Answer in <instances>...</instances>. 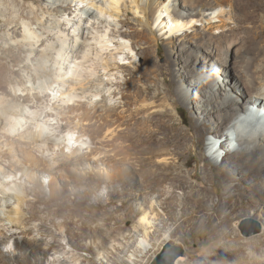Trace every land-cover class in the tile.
<instances>
[{
  "label": "bare ground",
  "instance_id": "1",
  "mask_svg": "<svg viewBox=\"0 0 264 264\" xmlns=\"http://www.w3.org/2000/svg\"><path fill=\"white\" fill-rule=\"evenodd\" d=\"M50 1L52 4H59L64 7L62 3H58L59 0ZM104 1L105 3L102 2V4L97 5L99 15L101 16L105 11L119 13L126 6L125 0ZM143 1L145 0H142V3ZM253 2L257 6L262 5L264 0H254ZM96 3L97 1L95 0L90 1L92 6H96ZM248 3V0H236L230 5V8H227L220 0H169L167 4H163L162 0H152L153 5L148 7L149 11L146 18L141 20L142 27H135L134 21L123 19L122 24L130 25L133 30L121 31L120 34L123 37L131 38L134 42H136V38H148V32L153 30V23L155 21L161 20L160 22L162 23H165L164 21L167 22L165 20L166 17L161 11L172 13L171 19L173 25L170 26V31L165 32L169 38L168 41L171 43L175 42L177 38L184 39L185 42L196 46L197 54L201 52L203 56L199 57L201 59L203 57L205 60L202 63L204 65L194 66L192 85H197L196 87L191 88V86L186 87L180 84L178 88L180 99L185 104H189L191 102L190 91L196 88L203 95L202 98H199L200 102H202L200 107L202 108L201 112L206 114H211L213 107L210 108V106H215L221 100L226 99L223 101L225 105L220 106L219 110L220 118L227 120L219 139H222V136H225L226 139L218 141L217 131L211 126L213 121H209L206 118L201 119V117L191 119V134L199 133L201 137H210L213 134V142H206L208 145L211 143L212 146L218 147L215 151H213V147L208 148L210 149V156L212 158L217 161L222 158L226 162V166L230 165L229 161L237 160L253 180L264 181V43L261 44L260 51L256 53L252 52V46L248 45L247 42L256 40L259 34L258 28L256 25H253L251 29L248 28L247 30L243 16L246 17L248 15L250 19H253L252 17H254L255 13L245 15L241 11H236L237 7L244 9ZM163 8L165 9L163 10ZM211 9H214V11ZM58 11L63 10L59 9ZM130 13L131 11L126 9V14L130 15ZM93 14L98 15V13ZM16 15V12L12 11L11 15L7 18L10 24H13L12 34L9 32L8 37L14 41H11L9 45H0V88L6 86L8 59L16 62L22 56H19L17 52L20 53L22 51L26 53L27 59L24 58L22 60L20 69L27 72L28 79H25L21 75V72H17L16 76L20 77L17 84L24 85L29 80L33 81V84L24 88V90H28L26 94H19L16 91L13 93L7 89L1 91L3 94L0 96V108H3L4 111H8L10 105L15 107H19L20 105H28L31 108L38 107V104L43 99L41 91L38 89L45 88L42 84L47 79L50 80L48 88L56 82L61 85V80L68 84V88L62 90L61 95L67 94L71 90L81 89L80 95L83 96V93L88 91L91 86L100 87L104 84L103 78L96 79L92 77L93 73L90 75L86 70L82 71V74H79L81 76H69V71L67 70V66H65V60L68 59L69 55L76 56L77 59H80V62L84 63L94 58H102L105 69H111L114 66L125 67L130 75L129 78L121 82L124 89L121 92L115 93L116 96L121 94L119 105L108 104L105 94L102 100L93 106H90L83 99H76L73 104L53 103V109L56 111V114L61 116L60 131L67 133L65 140L72 141L74 138L72 133H76L77 141H84L86 137L92 139L94 145L89 149L88 154L81 152V147L74 148L72 146V150L67 151L66 146H71L65 143L61 147L51 132L42 138V133L33 129L19 133L17 136H13L3 129L0 130V166L6 174L4 177H7V175L17 176L22 172L23 175L26 174V179L28 178L30 181V183L29 181L25 184L23 183V193L20 192L14 195L17 198V206L12 205L6 218L0 216V221L7 219L10 223L20 228V234L22 235V238L15 237L16 247L14 250H5V247L3 248L2 246L8 247L13 241L14 235L10 237L6 236L5 226H0V264H64L61 259L49 257L47 238L34 235L35 228L25 218V203L28 205L27 212L30 214V217L41 221L40 229H43L46 234H52L58 229L65 231L68 235L71 223L75 220L74 216L77 217L84 214V218H82L83 227L87 231L92 232V237L96 238V240L98 239L101 245L105 246L104 244L109 236L105 234L100 226L93 225L94 221L104 217L105 212L101 209H94L89 200L95 199L96 203L105 204L108 196L124 197L128 193L129 188L132 190L146 187L154 189L165 181H168L169 189L166 190L168 206L176 208L178 205L176 201L181 198V194H187V197L194 190V185L189 181L181 165L183 150L190 152L187 147L188 135L190 133L182 130L183 128H175L168 121L164 123V135L160 139L153 136V131L149 132L147 129H143L145 135L132 131L130 137H137L135 143L138 149L135 153L138 154L141 161V180L138 181L134 176L130 175L129 180L131 182L129 183L121 181L117 184H111L113 176L106 172L108 165L115 164L120 160L129 165L132 162L130 151L124 150L121 147L122 145L119 146L120 140L123 137V130L120 129L121 124L124 120L136 123L140 116L145 115L150 109V103H148L147 98H139L138 93L135 94L136 92L131 89L137 87L139 80L146 75L143 67L138 72L134 65L114 63L111 59L104 58L102 48L107 44L103 39L101 30L97 28L95 32L91 31V36H88L85 27L81 26H77L73 32L68 31L67 33L63 29L57 34L58 41L56 47L60 59H56L55 56H52L53 52L51 49L54 43L46 41L44 37L45 33L40 32L39 27H34L33 23L29 20L23 21L21 24L16 19ZM79 17L80 20L84 18L82 15ZM38 19L42 24V20ZM165 27L166 25L160 27L159 30ZM118 44L122 46V49L126 47H123L122 43ZM131 45L134 47V44ZM137 46H135L136 49ZM137 50L141 56L144 55V49L142 50L140 47ZM193 50L187 54L195 57L196 51L194 50L193 52ZM77 53H80V55H77ZM50 56H52L51 59ZM188 59L184 58V61H182L180 57L179 60L181 64L186 66L191 61ZM167 62L168 65H173L172 56L169 57ZM56 63L59 66L56 67ZM232 67L236 71L234 75L233 72L232 74L230 72ZM219 73L222 74L221 77ZM229 85L236 92V96L231 94L228 89ZM102 91L103 89L95 90V94H100ZM245 93L251 97L250 101H242ZM9 94L11 97L8 96ZM243 105L246 108L242 107ZM120 108L122 109L119 110ZM54 110L47 115L50 117L55 116ZM13 112L17 116L25 115L23 107L17 108ZM3 118L4 114L0 112V122ZM248 128L249 130H253V133H248ZM39 140L50 143L47 150L55 151L57 146L59 150L53 152L51 158H46L40 153L41 149L37 144ZM231 141H234L232 143L233 147H230ZM45 151L46 149H43V152ZM201 156L206 157L204 154ZM87 159H92L98 164L100 168L98 170V180L95 181V178L93 179L87 175V185H85V188L80 187L77 189V187L70 186L71 188L69 189L73 193L79 194L80 191H85L84 196L86 199H81L79 201L81 203H74L69 211L61 214L60 211L65 207L64 202L68 198L62 191L65 182L60 181L62 186H59L55 172L60 170L63 174L62 176L72 179L74 172L69 170V166L71 164H80L81 161ZM47 176L50 178L51 190H56L50 198L46 196L43 189L44 183L42 178ZM222 180L224 183L226 182L225 176H222ZM8 184L5 181L1 185L5 191ZM240 189L241 187L237 183L226 184V190L231 194H234L235 191L239 192ZM30 194L34 195L33 199H28ZM261 194L264 198V189ZM103 196L106 197L103 198ZM146 198H148L147 195L145 196ZM187 200L189 201V199ZM37 202L45 204L44 208L39 207ZM203 204L205 203L203 202ZM52 205H55L57 208H52ZM81 205L86 210L85 213L76 212L77 208L82 207ZM184 205L187 206V203H184ZM135 208L140 211L139 225L143 227L144 234L142 233V236L137 237L136 243L140 250L131 253L127 259L132 264L135 262L133 260L138 259L137 257L141 256L143 252L145 253L154 248V245L148 240L147 235L148 230H150L149 228L154 225V221L151 220V213L157 215L154 210H149L141 204H137ZM202 210H204V207H201L199 204L198 210H192V213L195 211L198 215ZM46 214L54 217L61 215L64 220L48 226L45 222ZM108 214L109 218H116V224H120L122 220L121 215L117 214L116 211L109 212ZM117 227L115 225L112 226L113 229ZM170 238L171 234L169 232L166 233L165 240H169ZM53 241L57 242L59 240L53 238ZM70 241L78 246H84V244H80L74 239L70 238ZM100 242L97 243L99 244ZM101 245H98L100 246L99 249ZM86 246L91 253L95 252L93 247L88 244ZM100 250L96 252L100 254ZM260 250V252L264 253L263 248H260ZM262 260L264 264V258Z\"/></svg>",
  "mask_w": 264,
  "mask_h": 264
},
{
  "label": "rangeland",
  "instance_id": "2",
  "mask_svg": "<svg viewBox=\"0 0 264 264\" xmlns=\"http://www.w3.org/2000/svg\"><path fill=\"white\" fill-rule=\"evenodd\" d=\"M90 1L91 0H59L58 3H62L66 8V10H64V7L59 4H52L50 0H0V45H9L11 41H14L8 37L9 32L12 34L13 31V24H10L7 20L12 11L16 12V19L21 24L23 21L29 20L33 23L34 27H39L40 32L45 33L44 37L46 41L54 43L51 49L53 52L52 56H55L56 59H60L56 47L58 41L57 34L63 29L68 33V31L73 32L77 26L85 27L88 36H91L92 32H95L97 28L100 29L101 33H103V39L107 44L102 48L104 58H109L114 63L134 65L138 72L143 67L146 75L139 80L140 86L138 85L131 89L136 92L135 94L138 93L140 96L139 98H147L149 101L148 103H150L148 112L140 116L136 123H134V121L130 122L124 120L121 124L120 129L123 130H121L123 137L121 138L122 140H120L119 146L122 145L121 147L124 150L130 151L132 162L131 165H129L120 160L115 164L108 165L106 172L113 176V182L111 184H117L121 181H127L129 183L131 182L129 180L130 175L134 176L138 181L141 180V161L139 160L138 154L135 153L138 149L135 143L137 137L132 136L131 138L130 133L134 131L145 135L144 130L147 129L149 132L153 131V136L160 139L164 135V123L168 121L175 128H183L182 130L190 133L187 140V147L190 152L183 150L181 165L189 181L194 185V190L187 197V194H181V198L176 201V203H178L176 208L168 206L166 193V190L169 189L168 181H165L154 189L151 187L138 188V190L129 188L128 193H126L124 197L108 196L105 204L96 203L95 199L89 200L94 209H101L105 212L104 217L94 221L93 225L100 226L105 234L109 236L104 244L107 246L106 248L101 245L98 239L96 240V238L92 237V232L87 231L85 227H83L82 218H84V214L77 217L74 216L75 220L71 223L70 233L68 234L69 237L65 231L58 229L52 234H46L43 229H40L41 221L30 217V214L27 212L28 205L25 203V218H27L30 225L35 228L34 235L47 238L49 257L61 259L64 264H132L128 262L127 259L131 253L140 250V248L137 247L136 241L138 236L144 234L143 227L139 225L140 211L135 208L137 204H141L157 213V215L151 213V220L154 221V225L149 228L150 230H148L147 235L148 240L154 245V248L145 253L143 252L141 256L137 257L138 259L133 260L135 261L133 264H150L154 255L159 252L163 244L168 241L165 240V234L168 232L171 234L169 241L181 244L185 248V255L181 257L177 264H263L262 259L264 258V253L260 252V248L264 249V198L261 194L264 189V181L253 180L237 160L229 161L230 165L226 166V162L222 158L218 161L212 158L210 156V149L208 148L213 147V151H215L218 147L212 146L211 143L208 145L206 142H213V134L210 135V137H201L199 133L192 135L190 130L191 119L197 117H201V119L206 118L209 121H213L211 126L217 131V138L219 139L225 127V123L227 122V120L220 118L219 110L220 106L225 105L223 101L226 99L223 101L221 100V102L215 106H210V108L213 107L211 114H206L201 112L202 108L200 107L202 102H200L199 98H202L203 95H201L196 88L190 91L191 102L189 104H185L178 94L180 84L186 87L191 86V88L197 86L192 85V75L195 65H204L202 63L205 60L203 57L202 59L200 58L203 54L201 52L197 54V47L191 45L189 42H185L182 38L175 39V42H171L172 44L168 41L169 38L165 32L170 31V26L173 25V21L171 19L172 13L166 11L161 12L166 17L165 20H167V22L164 21L165 23H162L160 22L161 20L155 21L153 23V30L148 32V38H136V42H134L131 38L123 37L120 34L121 31L133 30L130 25L122 24L123 19L134 21L135 27H142L141 20L146 18L149 11L148 7L153 5L152 0H145L143 3L142 0H125L126 6L121 9L119 13L115 11H105L102 16L99 15L97 5L102 4V2L105 3V1L95 0L97 1L96 6H92ZM168 1L169 0H162L163 4H167ZM220 1H222L227 8H230V5L236 0ZM253 1L248 0L249 3L244 9L237 7L236 11H241L242 14L245 15L255 13L254 17H252L253 19H250L248 15L243 17L245 18L244 24L247 30L248 28L251 29L253 25H256L258 28L259 34L256 40L247 42L248 45L252 46V52L256 53L261 50V44L264 43V3L256 6ZM90 7L92 8L90 9ZM144 7H146L147 10H145L146 8ZM59 9L63 11H58ZM126 9L131 11L130 15L126 14ZM164 9L165 8H163V10ZM211 10L214 11V9ZM93 13H98V15ZM80 15L84 17L82 20H80ZM38 18L42 20V24ZM249 20L252 22H246ZM164 25H166V27L159 30V28ZM118 43H122L124 45L123 47H126L122 49V46ZM131 44H134V47H132ZM135 44L138 45L137 49L141 47L142 50H145H143V52H145L143 56H141L135 48ZM193 49L196 51L195 57L187 54ZM17 51H19V49H17ZM17 54L22 56L16 62L12 61V59H8L7 61V81L6 86L0 88V96L3 94L1 91H5L6 89L11 90L13 93L16 91L19 94H26L28 90H24V88L33 84V81L30 80L24 85L17 84L20 78L16 76L17 72H21V75L25 79H28L27 72L21 71L20 69L22 60H24V58L27 59L26 53L22 51L20 53L17 52ZM77 55H80V53H77ZM52 56H50V59ZM171 56L173 61L172 66L168 65L167 62ZM180 57L182 61H184V58H189L191 60L188 62L189 65L184 66L181 64L179 60ZM55 65L56 67L59 66L58 63ZM65 66H67L69 76H77L82 74V71L86 70L90 75L93 73L92 77L96 79L103 78L104 84L100 87L91 86L88 91L83 93V96L80 95V92H82L81 89L71 90L68 91L67 94L61 95V91L68 88V84L61 80V85L56 82L48 88L47 86H50V80L47 79V81L45 80L42 84L45 88L38 89L41 91V96L43 97L38 107L31 108L28 105L15 107L10 105L8 111H4L3 108H0V112L4 114V118L0 122V130L3 129L9 134L17 136L19 133L33 129L34 131L42 133V138L51 132L53 133V137L60 143L61 147H63L65 143L71 146H66L67 151H71L72 146H74V148L81 147V152L88 154L89 149L94 145L92 139L86 137L84 141H77L76 133H72L74 137L72 141L65 140L67 133L60 131L62 120L61 116L57 115L56 111L53 109V103L61 102L73 104L76 99H83V101L88 102L90 106H93L100 102L105 94L108 104L119 105L121 94L116 96L115 93L121 92L124 89L121 82L129 78L130 75L125 67L114 66L111 69H105L102 58H94L84 63L80 62V59H77L76 56L69 55L68 59L65 60ZM230 72L231 74L233 72L234 75L236 72L235 68L232 67ZM219 76L221 77L222 74L219 73ZM98 89H103V91L100 94H95V90ZM228 89L232 95L236 96V92L232 90L231 85L228 86ZM8 96L11 97L10 94ZM244 100L250 101L251 97L245 93L242 98V101ZM242 103L244 104V102ZM21 107H23L25 115L17 116L13 110ZM242 107L246 108L245 105ZM121 109L122 108L119 110ZM53 110L55 116H48L47 114ZM13 124L14 126H12ZM247 132L253 133V130H249L248 128ZM221 138L222 139L218 141L226 139L225 136ZM232 143H234V141H231L230 147H233ZM37 144L41 149L40 153L46 158H51L52 153L59 150L58 146L55 151L47 150L50 145L47 141L39 140ZM43 149H46V151L43 152ZM202 154L206 157H202ZM99 169L96 161L87 159L81 161L80 164H71L69 166V170L74 172L72 179L62 176L63 174L60 170L55 172L56 179L59 181V186L61 185L60 181L65 182L62 191L68 198V200L64 202L65 207L60 211L61 214L69 211L74 203L78 204L81 203L79 202L81 199H86L84 196L85 191H80L79 194H76L69 189L71 188L70 186L77 187V189L80 187L85 188V185H87L86 176L88 175V177L95 178V181L98 180ZM4 176H6V174L0 166V216L6 218L12 205L17 206L18 204L17 198L14 195L20 192L23 193V185L29 180L28 178L26 179V174L23 175L22 172L17 176ZM35 176H37V174H35ZM222 176H225L226 184H239L241 187L240 191H235L234 194L229 193V191L226 190V184L223 182ZM42 180L44 183V192L46 196L50 198L56 190H51L49 176L43 177ZM5 181L9 183L6 189L7 192L3 189V186H1ZM146 195L148 198L145 199ZM105 197L106 196H103V198ZM33 198V194H30V197H28V199ZM187 199H189V201ZM203 202L205 204H203ZM184 203H187V206H185ZM199 204L201 207H204V210L198 215L195 211L192 213V210H198ZM37 205L44 208L45 204L37 202ZM81 206V208L76 207V212L85 213L86 210L83 205ZM52 208L55 209L57 207L52 205ZM112 211H116L117 214L121 215L122 220L120 224H116V218H109L107 216L109 215L108 213ZM63 220L61 215L55 217L47 215L45 218V222L48 226L53 223H60ZM113 225L118 227L113 229ZM0 226H5L6 236L10 237L14 235L11 244L8 245V247L4 245L2 247H5V250H14L16 247L15 237L22 238L20 234L21 229L13 225V223H10L7 219L1 220ZM259 226L261 227L260 232L250 236L243 234L245 228H247V230H252ZM53 238H57L59 241L54 242ZM70 238L76 240L80 244H84V246L81 247L74 244L70 241ZM97 242L100 243L98 244ZM85 244L93 247L95 252L91 253ZM98 245H101L100 249L102 250L99 249L100 246ZM98 250L101 251L100 254L96 252Z\"/></svg>",
  "mask_w": 264,
  "mask_h": 264
},
{
  "label": "water",
  "instance_id": "3",
  "mask_svg": "<svg viewBox=\"0 0 264 264\" xmlns=\"http://www.w3.org/2000/svg\"><path fill=\"white\" fill-rule=\"evenodd\" d=\"M260 231V226L252 230H247V228H245L243 234L250 236ZM184 255L185 248L181 244L173 243L168 240L163 244L161 250L154 255L150 264H177Z\"/></svg>",
  "mask_w": 264,
  "mask_h": 264
}]
</instances>
